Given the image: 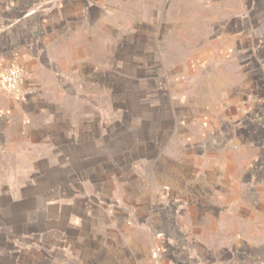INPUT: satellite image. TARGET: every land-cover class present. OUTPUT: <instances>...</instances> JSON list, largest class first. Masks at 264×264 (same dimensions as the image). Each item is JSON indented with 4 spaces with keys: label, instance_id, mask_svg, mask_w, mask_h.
<instances>
[{
    "label": "crops",
    "instance_id": "1",
    "mask_svg": "<svg viewBox=\"0 0 264 264\" xmlns=\"http://www.w3.org/2000/svg\"><path fill=\"white\" fill-rule=\"evenodd\" d=\"M189 1L166 101L107 137L55 113L107 0H0V174L35 176L0 179V264H264V0Z\"/></svg>",
    "mask_w": 264,
    "mask_h": 264
},
{
    "label": "rangeland",
    "instance_id": "2",
    "mask_svg": "<svg viewBox=\"0 0 264 264\" xmlns=\"http://www.w3.org/2000/svg\"><path fill=\"white\" fill-rule=\"evenodd\" d=\"M107 3L108 12L103 19L77 39L80 45L76 66L81 69L84 64L89 65L91 78L85 82L79 79L80 72H69L67 97L59 102L75 104V111L66 105L62 110L55 109V113H60L64 120L74 114L76 129L81 130L86 116L92 121V135L108 137L131 130L137 121L148 118L152 106L166 101L149 74L164 77V69L172 60L195 49L185 42L181 46V33L192 40L197 32L181 29L184 25L181 14L187 5L195 7L194 1L107 0ZM88 40L91 46L87 50L84 43ZM83 104H90V112H84ZM10 162L7 160V165H14ZM33 177L0 174L5 182L23 183L24 178H30L34 183Z\"/></svg>",
    "mask_w": 264,
    "mask_h": 264
},
{
    "label": "built area",
    "instance_id": "3",
    "mask_svg": "<svg viewBox=\"0 0 264 264\" xmlns=\"http://www.w3.org/2000/svg\"><path fill=\"white\" fill-rule=\"evenodd\" d=\"M24 80V74L23 71L21 69H19L18 67H10L8 68L4 75H3V79H2V83H3V87L6 90L12 91L15 90L17 88H20V86L22 85ZM157 237L160 238L161 235L157 234ZM161 248H157L156 253L160 252Z\"/></svg>",
    "mask_w": 264,
    "mask_h": 264
}]
</instances>
